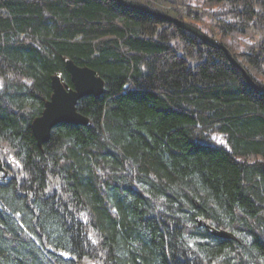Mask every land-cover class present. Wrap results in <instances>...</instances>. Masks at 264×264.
<instances>
[{
    "label": "trees",
    "instance_id": "obj_1",
    "mask_svg": "<svg viewBox=\"0 0 264 264\" xmlns=\"http://www.w3.org/2000/svg\"><path fill=\"white\" fill-rule=\"evenodd\" d=\"M123 1L0 0V264H264V92L149 12L264 88V0ZM66 61L105 91L39 147Z\"/></svg>",
    "mask_w": 264,
    "mask_h": 264
},
{
    "label": "water",
    "instance_id": "obj_2",
    "mask_svg": "<svg viewBox=\"0 0 264 264\" xmlns=\"http://www.w3.org/2000/svg\"><path fill=\"white\" fill-rule=\"evenodd\" d=\"M116 1L122 6L135 8L125 3L123 0ZM140 9L145 10L143 8ZM149 12L162 20L172 23L180 29L191 33L204 45L223 51L228 61L240 69L253 88H258L254 85L242 66L234 60L230 51L222 43H220L219 40L208 36L200 28L192 25L191 23L175 19L165 14L153 11ZM66 69L71 77L73 88L70 89L59 76H54L51 81L52 95L45 103L41 116L37 117L32 122L31 130L39 147L49 141L52 130L59 124L87 126L89 124V120L77 111L78 102L89 96L99 98L105 91V83L103 79L100 78L92 69L77 66L72 61H66ZM6 178L7 172L4 169L3 162L0 158V181H4ZM201 225H203L215 237L223 239L232 238L230 233L223 230H216L199 221V226Z\"/></svg>",
    "mask_w": 264,
    "mask_h": 264
},
{
    "label": "bare ground",
    "instance_id": "obj_3",
    "mask_svg": "<svg viewBox=\"0 0 264 264\" xmlns=\"http://www.w3.org/2000/svg\"><path fill=\"white\" fill-rule=\"evenodd\" d=\"M245 70V69H244ZM246 71V70H245ZM242 73V72H241ZM248 74V73H247ZM242 75H243V73H242ZM244 76V75H243ZM248 76H249V74H248ZM250 77V76H249ZM245 78V77H244ZM246 79V78H245ZM246 81L248 82V80L246 79ZM253 82V81H252ZM254 83V82H253ZM248 85L251 87V88H253V86L248 82ZM254 85H256V87H258L257 89L256 88H253V89H256V90H258V91H260V92H264V88H262V87H260V86H258L257 84H255L254 83ZM42 147V146H41ZM7 176H8V174H7Z\"/></svg>",
    "mask_w": 264,
    "mask_h": 264
},
{
    "label": "rangeland",
    "instance_id": "obj_4",
    "mask_svg": "<svg viewBox=\"0 0 264 264\" xmlns=\"http://www.w3.org/2000/svg\"><path fill=\"white\" fill-rule=\"evenodd\" d=\"M188 3H189V2H188ZM201 5H204V4H201ZM0 158H1V157H0ZM1 159H2V158H1ZM2 160H3V159H2ZM2 162H4V164H5V163H8V164L10 165V167H11V166L14 167V165H13V160H11V159H10L8 162H6V161H4V160H3Z\"/></svg>",
    "mask_w": 264,
    "mask_h": 264
}]
</instances>
